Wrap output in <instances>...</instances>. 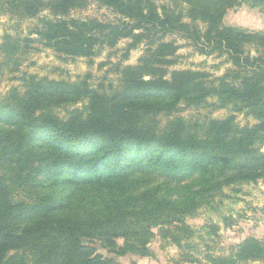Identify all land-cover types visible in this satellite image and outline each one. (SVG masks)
Returning a JSON list of instances; mask_svg holds the SVG:
<instances>
[{
    "label": "trees",
    "instance_id": "trees-1",
    "mask_svg": "<svg viewBox=\"0 0 264 264\" xmlns=\"http://www.w3.org/2000/svg\"><path fill=\"white\" fill-rule=\"evenodd\" d=\"M257 1L0 0L13 18L36 22L0 44V82L11 76L21 88L0 99V264H121L91 245L147 257L155 238L190 250L188 218L221 201L225 188L264 179V32L222 26L229 10ZM91 2L116 14V24L71 16ZM176 34L200 54L225 56L232 69L214 81L189 70L166 78L177 47L165 39ZM124 39L125 58L142 43L146 54L122 69L115 87L92 88L89 75L16 77L32 44L91 61ZM181 104L229 109L255 123L240 127L234 115L185 120L175 115ZM146 174L166 181L144 186ZM175 180L196 189L180 191ZM190 253L182 261L200 264ZM207 258L262 262L264 242L249 238Z\"/></svg>",
    "mask_w": 264,
    "mask_h": 264
},
{
    "label": "rangeland",
    "instance_id": "rangeland-1",
    "mask_svg": "<svg viewBox=\"0 0 264 264\" xmlns=\"http://www.w3.org/2000/svg\"><path fill=\"white\" fill-rule=\"evenodd\" d=\"M255 3V7H251L250 3H245L229 10L223 18L222 26L248 33L264 32V0H258ZM71 16L81 19H96L99 22L113 24H116L119 18L111 10L101 7L95 2H91L84 10L72 12ZM35 23L31 20L22 21L18 17L13 18L1 9L0 44L3 43L6 35L25 37ZM31 37L35 38L34 36ZM169 41L174 43L177 51L175 53L176 58H174L175 63L167 69L166 78L174 70H189L205 74L207 79L214 81L232 69L225 56H219L217 53L200 54L187 40L177 34L165 39V42ZM129 42L128 39H124L120 40L114 48L99 49L91 61L86 58H66L39 44H32L35 49L24 56L16 77H20L22 73H27L40 78L46 77L51 80L74 82L89 75L87 82L92 88L97 89L101 86L108 88L109 85L115 87L121 78L122 69L125 66H136L146 54L147 45L142 43L130 50L125 58V49ZM247 49L253 50L251 47ZM10 78L11 76L4 77L0 82V99H4L12 88L19 87L21 89L20 82L12 81ZM212 102L213 100H209V105ZM76 107L81 108V103L72 107L71 104H68L57 109V112L59 116L64 117L69 109ZM179 109L175 115L189 121L222 119L234 115L235 123L240 127L251 126L255 123L253 118L245 116L244 113H233L229 109L218 110L205 105L196 108L188 107L185 104L179 105ZM261 151L264 153V147ZM142 178L145 182L144 186L156 185L166 181L163 177L153 174H146ZM186 180H175V183L181 187L187 184L186 190L179 187L180 191L193 192L196 189L195 182H185ZM224 194L225 197L221 201L217 198L211 208L201 209L195 216L186 220L187 225L194 231V236L189 242L190 250L178 249L170 240L158 238L149 244L151 255L147 257L131 254L115 256L101 247L100 244L91 246L96 254L113 258L121 264H190L182 261L183 255L190 253V251V254L200 260V264H210L207 255L227 256L235 246L249 238L264 242V179L227 187L224 189ZM153 231L156 232V229ZM117 243L120 245L122 240H118ZM239 264H264V261L241 262Z\"/></svg>",
    "mask_w": 264,
    "mask_h": 264
},
{
    "label": "water",
    "instance_id": "water-1",
    "mask_svg": "<svg viewBox=\"0 0 264 264\" xmlns=\"http://www.w3.org/2000/svg\"><path fill=\"white\" fill-rule=\"evenodd\" d=\"M145 79H148V78H145Z\"/></svg>",
    "mask_w": 264,
    "mask_h": 264
}]
</instances>
